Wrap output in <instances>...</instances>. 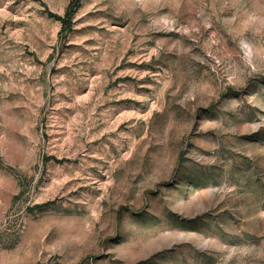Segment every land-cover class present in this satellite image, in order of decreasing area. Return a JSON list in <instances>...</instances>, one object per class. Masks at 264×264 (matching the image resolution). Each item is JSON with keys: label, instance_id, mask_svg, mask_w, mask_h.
Returning <instances> with one entry per match:
<instances>
[{"label": "rangeland", "instance_id": "1", "mask_svg": "<svg viewBox=\"0 0 264 264\" xmlns=\"http://www.w3.org/2000/svg\"><path fill=\"white\" fill-rule=\"evenodd\" d=\"M0 264H264V0H0Z\"/></svg>", "mask_w": 264, "mask_h": 264}]
</instances>
